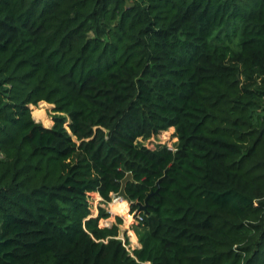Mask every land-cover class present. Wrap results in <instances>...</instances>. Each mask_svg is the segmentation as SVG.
Segmentation results:
<instances>
[{
  "label": "trees",
  "instance_id": "1",
  "mask_svg": "<svg viewBox=\"0 0 264 264\" xmlns=\"http://www.w3.org/2000/svg\"><path fill=\"white\" fill-rule=\"evenodd\" d=\"M0 264H264V0H0Z\"/></svg>",
  "mask_w": 264,
  "mask_h": 264
},
{
  "label": "rangeland",
  "instance_id": "2",
  "mask_svg": "<svg viewBox=\"0 0 264 264\" xmlns=\"http://www.w3.org/2000/svg\"><path fill=\"white\" fill-rule=\"evenodd\" d=\"M52 108L53 105L47 104L45 102H40L36 107L30 106L31 115L35 122L42 124L45 128H50L52 126ZM40 112V116L35 115V112ZM42 111V112H41ZM34 114V115H33ZM43 114V115H42ZM68 123L65 124L67 127ZM68 129V128H67ZM176 142V138L174 137V129L168 128L166 131H161L156 136L151 137L150 140L145 141V145L151 149H154L157 145H164L167 148H174V144ZM116 197L113 196L112 201L107 205L102 204L101 198L98 195H94L92 193L89 194V203L91 208L92 217H95L98 213L97 208L101 206L107 209L111 217L108 219H101L99 221L100 227H108L111 224L115 223V217L120 216L122 218V224H120V238L124 243L125 237L128 239V244L126 248L129 252H132L133 249L139 248V243L137 242V238L134 234L132 226L137 224L135 220L138 211L131 214L129 204L124 200L123 204L117 205L115 203ZM125 204L126 212L120 211L122 206ZM123 214V215H122Z\"/></svg>",
  "mask_w": 264,
  "mask_h": 264
},
{
  "label": "water",
  "instance_id": "3",
  "mask_svg": "<svg viewBox=\"0 0 264 264\" xmlns=\"http://www.w3.org/2000/svg\"><path fill=\"white\" fill-rule=\"evenodd\" d=\"M130 179H131V175H130V174H127L126 177H125V178L122 180V182H121V189H120L119 193L115 195L116 198H119V199H121V200H123V201L125 200L128 204H129L130 202H129V200L127 199V196H126V194H125V192H124V187H125L126 182H127L128 180H130ZM145 207H146V206H141V205H139L138 213H139V211H141V210H145Z\"/></svg>",
  "mask_w": 264,
  "mask_h": 264
},
{
  "label": "bare ground",
  "instance_id": "4",
  "mask_svg": "<svg viewBox=\"0 0 264 264\" xmlns=\"http://www.w3.org/2000/svg\"><path fill=\"white\" fill-rule=\"evenodd\" d=\"M41 112H42V111H41ZM39 114H40V112H37V111L35 112V115L40 116ZM33 115H34V114H33ZM42 115H43V114H42ZM115 203H116L117 205H120V204H123V203H125V202H123V200H121V199H118V200L115 201ZM124 206H125V204L122 206V209H121L120 211H124V212H126L127 209L124 210V208L126 207V206H125V207H124ZM122 215H123V214H122Z\"/></svg>",
  "mask_w": 264,
  "mask_h": 264
},
{
  "label": "built area",
  "instance_id": "5",
  "mask_svg": "<svg viewBox=\"0 0 264 264\" xmlns=\"http://www.w3.org/2000/svg\"><path fill=\"white\" fill-rule=\"evenodd\" d=\"M119 198H116V200H118ZM137 216V215H136ZM138 219L140 220L141 218L140 217H138Z\"/></svg>",
  "mask_w": 264,
  "mask_h": 264
},
{
  "label": "crops",
  "instance_id": "6",
  "mask_svg": "<svg viewBox=\"0 0 264 264\" xmlns=\"http://www.w3.org/2000/svg\"><path fill=\"white\" fill-rule=\"evenodd\" d=\"M94 195H96V194H94Z\"/></svg>",
  "mask_w": 264,
  "mask_h": 264
}]
</instances>
